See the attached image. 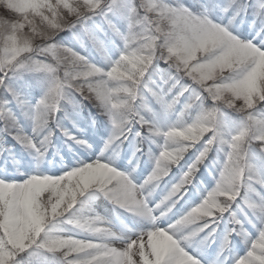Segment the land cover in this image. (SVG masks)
I'll use <instances>...</instances> for the list:
<instances>
[{"label": "snow or ice", "instance_id": "obj_1", "mask_svg": "<svg viewBox=\"0 0 264 264\" xmlns=\"http://www.w3.org/2000/svg\"><path fill=\"white\" fill-rule=\"evenodd\" d=\"M160 2L161 0H153L157 5ZM75 3L76 0H0V12L13 13L19 18L14 20L6 14L0 15V29H6L0 54L2 130L23 147L39 151L41 144L48 139L41 133L45 129L51 131L49 115L56 113L57 117L59 112L65 111L66 105H70L71 97L83 99L75 88H70L68 97H65L67 79H51V74L58 71L59 64L63 61L57 49H63L68 56L79 57L83 55V51H87L89 45L105 59L107 67L113 69L114 76H120L126 84H131L128 79L131 77L139 85V88L126 87L120 93L121 96L133 98L139 105L134 121L137 131L142 134L145 128L167 130L173 126L172 123H161L162 117L176 114L177 119H180L184 115L177 111L173 97L180 93L198 97L202 89H198L190 77L178 84L173 80L175 87L171 92L153 89L150 85L145 87L140 83L142 80H155L158 75L163 76L169 71L167 65L162 68L161 65L149 66L145 62L141 69L144 75L141 77L140 71L132 67L136 62L133 57L139 59V42L147 38L141 35L139 27L134 23L138 16L145 14L144 10L138 9L134 0H85L86 11L83 12L74 6ZM62 9L77 16V23L70 26L62 23ZM33 21L47 25L53 33L71 32L82 51L59 39V44L41 45V55L33 56L30 62H24L23 57L32 51V45L30 41L21 39L19 32L22 27L35 28ZM149 21H146L145 31H148ZM40 35L47 38L44 33ZM228 39L227 33L217 28L215 31H206L200 37V44H222ZM116 40L120 43L116 44ZM110 44L115 46V55ZM234 52L235 49H230L221 61L227 60ZM49 56L56 58L55 65L48 62L46 58ZM125 65H129L126 70ZM242 67L247 73L246 77L241 79L244 73L241 67H237L233 78L228 81L235 96L252 93L253 89L257 93H264V72L259 67L249 68L246 62ZM25 73L43 74L47 82L44 95L35 104L26 99L14 83L15 78ZM91 75L89 72L81 78ZM213 96L215 98V94ZM256 99L259 100V94ZM12 104L32 121L31 135L24 131ZM72 107L76 108L75 105ZM184 110L190 111V104H185ZM201 111L205 113V121L216 123L215 136L223 141L221 151L224 159L220 166L231 167L235 161L241 160L248 168L255 170L261 178L260 182L264 183V150L259 148L264 145V132L251 135L245 131L253 126H264V112L258 111L255 105L252 108L245 105L237 111V106L231 103L213 113H207L201 105ZM230 113L239 117V123L235 127L228 126ZM111 115L113 121H118L122 112L112 110ZM67 116L65 111V118ZM56 127L61 129L65 137L74 135L58 119ZM35 137H41L39 142ZM122 140L123 137H110L105 143V151ZM74 167L87 170L78 173L73 168H67L65 171L70 175L62 180L37 179L44 176L40 172L23 179L7 174L0 176V261L3 264H204L199 256L189 251L191 242L200 237L202 245L216 244L219 224L225 219V215H236L234 209L229 208L223 210V217L217 216L209 219L206 224L193 226L191 207L186 211H174L179 197L169 199L166 195L155 203L152 201L153 196L141 198L144 187L140 183H134L130 174L118 170L111 160L104 157L103 152L100 157L79 160ZM155 177L156 174L153 173L146 178L145 183L152 184ZM99 196L117 208L142 218L146 221L144 227L136 230L125 226V232L130 234L121 248L110 246L109 241L120 238L110 231L82 244L68 246L48 239L49 236L64 235V224L73 228V241L81 240L80 234L89 226H101L104 218L92 206V201ZM251 206L254 205L241 204L239 212L247 217V209ZM249 223H253L251 218ZM253 228L255 229L254 224ZM241 234L245 237L246 252L242 256L230 257L231 264H264V248L260 246L264 243V230L255 229L254 233L244 231ZM235 235L236 233L230 235V229L224 233L218 256L231 251L232 237ZM12 239H18L19 246H14L10 242ZM253 244L256 246L253 247Z\"/></svg>", "mask_w": 264, "mask_h": 264}, {"label": "clouds", "instance_id": "obj_2", "mask_svg": "<svg viewBox=\"0 0 264 264\" xmlns=\"http://www.w3.org/2000/svg\"><path fill=\"white\" fill-rule=\"evenodd\" d=\"M134 3L145 13L143 16H138L134 23L139 27L141 35L147 38L139 42L137 46L139 59L133 57L136 62L132 64V67L140 71L141 77L144 75L141 69L145 62L149 66L156 67L163 63L169 70L163 76L158 75L155 80H142L140 83L145 87L150 85L153 89L171 92V89L175 87L173 80L178 84L181 80L190 77L197 88L202 89L198 97L188 95L185 98L179 108V112H183L184 115L172 122L173 126L168 127L167 130L145 128L142 134L137 131L134 121L139 105L133 98L121 96L120 93L126 87L139 88V85L131 77H128L131 84H126L120 76H114L113 69L107 67V62L102 57V64L93 63L86 54L72 57L66 55L63 49H57L63 61L59 64L58 71L51 74V79H67V86L64 89L66 98L70 88H75L80 92L83 99L71 97V106L78 107L87 101L98 110V115L103 117L110 126L108 139L114 135L117 139L123 137V140H128L130 136L137 138L139 143L135 148V153L143 151L141 145L144 141H151L157 145L158 152H153L149 148L147 153L152 161V169L140 183L145 189L141 193V198L154 196L157 189L170 176L173 168L179 167L185 156L195 149L196 155L193 162L163 195H167L169 199L179 197L176 201L179 203L188 195L190 188L194 187L197 173L200 172L201 166H206L205 162L209 160L211 154L213 152L222 153L223 141L215 136L216 123L203 119L205 113L201 111V105L207 113H213L229 103L237 106V111L245 105L248 108L255 105L258 111L264 112V103H262L264 93H257L253 89L252 93L235 96L228 83L233 78L237 67H241L244 73L241 79L246 77L247 73L242 67L245 62L249 68L259 67L264 72V0H161L158 5L153 3V0H134ZM74 6L81 12L86 11L85 0H76ZM5 14L14 20L19 19L13 13L0 12V15ZM61 17V22L69 26L78 21V17L66 9L61 10ZM146 21H149L148 31H145ZM33 23L35 28L22 27L19 32L20 38L30 41L32 45V51L23 57L26 63L30 62L33 56L41 55L39 51L41 45L60 43L59 32H51L47 25L40 24L38 21H33ZM217 28L223 29L229 39L222 44L213 43L201 46L200 37L206 31H215ZM5 31L6 29H0V54H2ZM40 33H44L47 38L41 36ZM230 49H235L234 54L227 60L221 61ZM46 59L54 65L57 63L54 56ZM129 63L131 64V61ZM128 66L125 65V70ZM89 72L92 73L91 77L81 78L83 74ZM257 94H259V100L256 99ZM180 96L185 97L183 93L173 97L176 106L181 105ZM185 104H190V111L185 112ZM112 110L122 112L118 121H113ZM48 119L50 124L56 122V113H51ZM245 131L256 135L258 132H264V126L259 128L253 126ZM41 135L48 139L46 143L41 144L39 151L26 148L33 155L37 170L45 166L73 168V171L78 173L87 170L75 168L74 166L79 161L72 164L66 154L60 148L55 147L52 130L49 132L45 129ZM76 136L67 137L65 143L68 145V151L75 152L83 149L90 152L93 145L86 139H77ZM54 148L55 150L52 151ZM259 148L264 150V145ZM50 152L51 155H49ZM111 162L114 163L112 160ZM138 166L137 164L136 167ZM135 170V168L132 169L133 172ZM153 173L156 174L155 180L152 184H146V178L152 176ZM68 175L70 173L64 170L59 175L44 173V176L37 177V179L62 180ZM260 180L255 170L248 168L241 160L235 161L231 167L220 166L214 187L208 190L198 203L191 206L192 225L206 224L211 218L223 217V210L233 209L235 205L236 215L228 217L227 224L230 227L227 230L230 229V235L236 233L232 237V242L234 237H239L245 243V237L241 233L250 231V228L254 229L253 224L255 229L264 230V183ZM241 204L254 205L248 207L247 217L239 212ZM102 217L104 223L99 227L91 225L86 228L80 234L82 239L79 241L72 240L73 228L69 224L62 225V228L66 230L64 235H53L48 239L68 246L69 244H82L110 231L120 237L109 241L110 246L123 247L128 234L118 230L115 224L106 217ZM249 218L253 223H249ZM41 231H43L42 228ZM10 242L14 246L20 244L18 239H12ZM255 246L253 244V247ZM260 246L264 248V243ZM0 264H3V261H0Z\"/></svg>", "mask_w": 264, "mask_h": 264}, {"label": "trees", "instance_id": "obj_3", "mask_svg": "<svg viewBox=\"0 0 264 264\" xmlns=\"http://www.w3.org/2000/svg\"><path fill=\"white\" fill-rule=\"evenodd\" d=\"M64 35V34H62ZM60 35L59 38L64 37ZM117 42V41H116ZM118 43V42H117ZM88 50L92 51V54L94 57L101 59L100 55L92 49V47L89 45ZM102 60V59H101ZM166 67V65L161 66ZM14 83L17 86V90L20 91L26 99L30 100L31 103L38 101L45 93L47 88V82L45 80V77L43 74H36V73H25L23 76L15 78ZM185 97L181 98V105H178L177 108H180L183 104V101L185 100ZM79 99V97H77ZM13 110L16 112V115L20 119V123L24 128L29 127V119L26 118L22 111L17 108L15 104H12ZM65 111H67L68 116L65 118ZM65 111H61L57 114V119L62 124L64 128H68L69 125L76 126L77 129H80L86 134V137L93 145L94 149H99V145L101 143V140H108L109 137V130L110 127L107 126V121L98 115V110L93 107L89 102L84 101L82 104H80L78 107L73 108L71 105H66ZM230 120H233L235 124L238 125L239 123V117L235 113H230ZM51 130L54 132L53 136V144L56 148H60L62 152L66 154V157L68 160H70L73 163H76L78 160H89L91 156L94 155V153H90L94 149H92L90 152H86L83 149H78L75 152H69L68 151V145L65 143L66 140L61 139L58 140V133L61 131L59 127H56V122H53L50 124ZM3 124L0 123V176L4 175L7 171H10L11 168H14L16 170L26 169L30 168L35 164L34 157L32 154L25 155V156H17L18 153H11L8 152L7 148L10 143V135H8L3 130ZM139 141L133 143L130 139L129 140H123V142H117V145H114V148L112 150L119 154L118 158L119 160L127 161L129 159L133 163V167L136 168L137 164L138 167H145L147 165V161L149 159L148 150L149 148L152 149L153 152H155V148L153 144L150 142L144 141V143L141 145L143 148V151L140 153H135V148ZM52 149V151H54ZM132 153V154H131ZM135 153V156L133 155ZM132 155L130 158H128ZM51 155V152L49 153ZM142 158L143 160L138 161V158ZM122 161V162H123ZM213 157L211 155L210 160L206 161V166H203V169L198 173L197 176V183H198V190L191 189V191L188 193L187 196L184 198L183 206H190L193 203L197 202V198L202 194H205L207 189L211 186L212 179H215V177L218 174L217 168L213 163ZM136 164V165H135ZM209 167V168H208ZM47 170H51V173L54 171H57V168H48L45 166ZM175 170V168H173ZM138 172V170H136ZM99 197L95 198L92 201V206L95 209V202ZM235 205H233V209H235ZM119 211L128 213L124 211L123 209L117 208ZM96 211V210H95ZM129 214V213H128ZM230 227V225H228ZM225 229V226L221 223L219 224L218 232H217V244L215 246L214 251H209V249L206 247V245H202L200 243V237L194 238L191 242L192 244H197L202 249L203 253L207 257H213L217 256L218 260L224 262L225 264H231L230 257L235 255H244L246 252V246L245 244L240 240L239 237H234L233 245L230 252H227L224 254V256H218L219 253V242L221 237H223L225 232H222ZM250 231L254 233V229L250 228ZM203 234H201V237ZM226 257H229V259H226Z\"/></svg>", "mask_w": 264, "mask_h": 264}, {"label": "rangeland", "instance_id": "obj_4", "mask_svg": "<svg viewBox=\"0 0 264 264\" xmlns=\"http://www.w3.org/2000/svg\"><path fill=\"white\" fill-rule=\"evenodd\" d=\"M97 19L99 20V18H97ZM62 34H64V35H62ZM60 35L64 36V37H61V38L58 37V39H60L62 42H64L65 44H68L70 46L76 47L78 51H82L79 48V46L76 43V41L73 39L71 32H63ZM109 38L111 39V34H109ZM116 41L118 42V43L116 42V44H119L120 43L119 40H116ZM109 46H110V48H112V52L115 55L116 54L115 46H113L111 44ZM83 54L88 55L89 58L93 62L102 64V60L99 59V58L94 57L91 50H88L87 49V51H83ZM163 65L164 64L161 63V66H163ZM36 102L37 101L33 102V104H35ZM11 107H12V105H11ZM177 111H179V108H177ZM176 119H177L176 114H172V115H170V116H168L166 118L165 117H162L161 118V123L162 124L172 123ZM32 126H33L32 125V121L29 119V127L28 128H24L23 127V129H24L25 132H27L29 135H31L32 134ZM107 126L110 127L108 125V123H107ZM228 126L229 127H235V126H237V124H235L233 120H230L229 119ZM67 127H68L67 129L71 133H73L74 135H77L78 137H80L82 139L88 140L87 137H86V134L83 131H81L80 129H77L76 126H74V125L73 126H70L69 125ZM137 128H139V126H137ZM60 134H58L59 141L62 138H64L65 140H67V137L64 136V134H63L62 131L60 132ZM132 137L130 136L128 139H130ZM133 138H135V137H133ZM35 139L37 140V142H39V140L41 139V137H35ZM9 140H10V145L11 146L9 147L8 150H10V152L15 151L16 149H22L24 151H28L29 152L28 149H26L25 147H23L21 144L17 143V141L15 139H13L12 136H10ZM147 142H150L151 144H153L151 141H147ZM160 142L162 143V141H160ZM105 143H106L105 140H103V141L101 140V143L99 145V149H94L92 147V149H94V150L91 151L90 153H94L96 155H93L91 157V159H94L96 157H100L102 152L104 154L107 152V154L113 155V157H112L113 159H111V160L114 161V163H113L114 166L118 170H121V171H123L125 173L131 174V177L133 178L134 182L137 183V184L141 183L143 181V179L151 171V169H152V161L149 158L148 159V163H149L148 164V167L143 172H141L140 174H137V175L135 174L134 175L133 171H129L128 169L123 168V167L120 166V165H123V163H125V161L123 163H122L123 160H121V159L118 160V161H116L117 158H116V156L114 154L115 152L112 153V150H111L112 148H114V146L112 148L108 149L107 151H105ZM153 146L155 148V152H158L159 149H158L157 145L156 144H153ZM195 155H196V150L195 149L191 150L185 156L184 160L181 161L180 166L179 167H176L175 170L173 169V171L170 174V176L167 177L165 179V181L161 184L160 188L157 189V191L159 193L158 194H154V196L152 197L153 203H155L156 201H158L159 199H161L163 197V195H165L167 193V191L170 189L171 185L174 184V183H176L179 180V178L182 175L183 171H186L188 165L191 164L193 162V160L195 159ZM211 155L213 157V161H214L213 163L216 166L217 171H219L220 163L223 160V153L213 152ZM91 159H89V160H91ZM209 160H210V158H209ZM73 164H75V163H73ZM205 164H206V162H205ZM127 165H128V162H127ZM129 165L132 166L133 163L130 162ZM202 169H203V166H201L200 171ZM51 170H55V169L47 170L46 168L43 167V168L37 170V167L36 166H32L31 169L28 170V171H22L20 173L17 172V171H14L12 173H9L8 175L13 176V177H16V178H20V179L26 178L30 174H36L37 172H40V173L43 172L45 174H51V175H59V174H61L62 171L65 170V168H57V171H54L53 173H51ZM197 176H198V173H197ZM216 177H215V179H216ZM215 179H212L211 178L212 183H211V186L207 190H210L212 187H214V185H215ZM197 180L198 179L196 178V180L194 181V184H197ZM166 181H169V184L167 185V189L164 187V189H165V191H164V190H162V187H163L162 185ZM195 188H197V187H195ZM203 195L202 194L200 195V197L197 199L198 200L197 202L200 201V199L202 198ZM95 210L100 215H102V216L106 217L107 219H109L110 221H112L113 224H115V226L117 227V229L120 230V231H123V232H125V226H127L129 228H132V229L140 230V229H142L144 227V225L146 223V221H144L142 218L133 216L131 214L128 215V214H125V213L120 212L111 202H109L107 199H105L102 196H100V198L97 199V201L95 202ZM179 211H181V210H179ZM227 219H228V215L226 214L225 215V219L222 221L223 222L222 224L225 223V225H226L227 224ZM126 234H130V233H126ZM208 247H209V250L212 252L215 249V244H212L211 245V248H210L209 245H208ZM189 251L193 252L194 255L199 256V258L204 262V264H225L224 262L218 260V257L216 255L213 256V257L212 256L211 257H207L203 253V251L199 247V245H197V244H192L191 243V247L189 248ZM238 255H240V254H238ZM240 256H242V255H240Z\"/></svg>", "mask_w": 264, "mask_h": 264}]
</instances>
